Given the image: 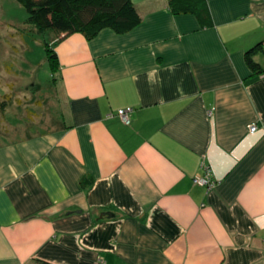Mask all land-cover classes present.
I'll use <instances>...</instances> for the list:
<instances>
[{
  "label": "crops",
  "instance_id": "1",
  "mask_svg": "<svg viewBox=\"0 0 264 264\" xmlns=\"http://www.w3.org/2000/svg\"><path fill=\"white\" fill-rule=\"evenodd\" d=\"M132 2L126 32L45 42L42 108L5 105L0 264H264V0H207L210 27Z\"/></svg>",
  "mask_w": 264,
  "mask_h": 264
},
{
  "label": "trees",
  "instance_id": "2",
  "mask_svg": "<svg viewBox=\"0 0 264 264\" xmlns=\"http://www.w3.org/2000/svg\"><path fill=\"white\" fill-rule=\"evenodd\" d=\"M26 11L25 22L37 30H52L65 34L79 32L92 38L101 28L126 32L141 21V15L132 0H15ZM173 14H194L201 27L213 25L207 0H167ZM51 67L55 66L57 54L45 43ZM264 55V38L257 40L244 52L247 68L253 74L264 77V63L255 60V54ZM6 94L0 99V111L4 109ZM90 178L83 180L84 184Z\"/></svg>",
  "mask_w": 264,
  "mask_h": 264
},
{
  "label": "rangeland",
  "instance_id": "3",
  "mask_svg": "<svg viewBox=\"0 0 264 264\" xmlns=\"http://www.w3.org/2000/svg\"><path fill=\"white\" fill-rule=\"evenodd\" d=\"M26 18L24 7L17 1L0 0V99L6 94L5 105L15 99L21 115L31 112L36 99L42 108L44 96L51 91L45 42L51 43L56 36L54 31L37 30L25 22ZM34 79L41 85L38 89L32 87Z\"/></svg>",
  "mask_w": 264,
  "mask_h": 264
},
{
  "label": "built area",
  "instance_id": "4",
  "mask_svg": "<svg viewBox=\"0 0 264 264\" xmlns=\"http://www.w3.org/2000/svg\"><path fill=\"white\" fill-rule=\"evenodd\" d=\"M131 109L132 108L130 106H127L116 111V114L125 124H129L130 122L129 113ZM256 128L255 124H250L249 132H254ZM194 182L205 185L206 187H211L213 185V179L211 178L210 171L206 170V173L203 176L195 177Z\"/></svg>",
  "mask_w": 264,
  "mask_h": 264
}]
</instances>
